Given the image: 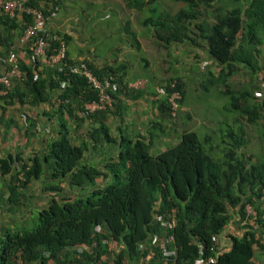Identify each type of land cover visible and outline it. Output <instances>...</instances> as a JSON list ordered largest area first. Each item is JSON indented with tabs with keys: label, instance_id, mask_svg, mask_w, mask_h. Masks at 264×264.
Returning a JSON list of instances; mask_svg holds the SVG:
<instances>
[{
	"label": "trees",
	"instance_id": "1",
	"mask_svg": "<svg viewBox=\"0 0 264 264\" xmlns=\"http://www.w3.org/2000/svg\"><path fill=\"white\" fill-rule=\"evenodd\" d=\"M41 1L26 3L44 14L53 3L58 7L61 4V0ZM155 1L123 3L127 10L146 13L145 24L154 28L151 33L163 42V49L172 43L190 47L204 43L207 54L219 66L216 72L204 71L203 86L205 91L207 86L214 87L227 99L221 108L233 115L232 125L220 130L215 145L208 142L206 146L209 138L205 134L199 139L194 131L182 130L175 144L150 154L159 120L152 122L141 138L130 139L119 132L117 138L104 123L105 115L112 112L115 94L111 93V106L81 116L83 103L96 99L97 92L73 70L77 58L68 57L65 51L63 67L46 72L29 59V43L24 44L29 61L19 60L18 65L25 71V78L12 80L9 90L0 94V102L17 104L16 110L33 109L47 102L53 90L56 98L52 114L57 128L43 149L27 157L20 152L0 156L7 204H23L29 185H38L36 201L27 212L34 219L33 225L15 226L22 219L18 218L2 228L0 264H109L107 255L113 256V264H196L199 259L204 264H252V258L264 255V243L256 228L264 226V97L258 101L255 96L258 85L264 86V0H170L183 4L172 14L152 5ZM156 11L154 18L150 13ZM17 18L0 13V56L31 22L30 15L24 13ZM128 33L133 37L132 31ZM52 34L55 38L48 41L49 47L62 42L66 48L68 35ZM193 58L198 59L197 55ZM83 60L98 78L112 74L116 92L124 89L125 81L117 74L119 68ZM2 65L0 62V72ZM242 71L246 84L231 82ZM140 81L138 88L144 85ZM159 83L166 94L179 93L180 108L186 83L183 76L174 75ZM152 94L157 95L154 91ZM157 101L160 120L166 115L167 122L174 120L166 98ZM237 117L253 126L261 154L248 150L252 141ZM33 121L20 115L25 136L34 135ZM67 121L75 122L76 127L90 122L86 138L75 140ZM114 144L118 147L115 157H95L102 161L101 167L87 162L91 156L85 159V151L95 153L99 147L110 145L109 149ZM172 208L175 223L166 230L156 219L167 218ZM224 233L228 234L229 246L220 248L219 236ZM166 234L172 235V242L165 246L173 249L170 256H165L160 246ZM111 241L115 242L113 247Z\"/></svg>",
	"mask_w": 264,
	"mask_h": 264
},
{
	"label": "rangeland",
	"instance_id": "2",
	"mask_svg": "<svg viewBox=\"0 0 264 264\" xmlns=\"http://www.w3.org/2000/svg\"><path fill=\"white\" fill-rule=\"evenodd\" d=\"M1 1L3 0H0V2ZM227 1L229 2V0H226V2ZM210 4H212V2ZM101 5H105V6H101ZM152 5H156L159 10L166 11L172 14L178 8L182 7L183 4L181 2H172L170 0H158V1H155ZM63 8L66 9L65 12L64 10H61ZM95 9L96 10L106 9V12L105 13L103 12L104 14L106 13L121 14L124 10L128 11L123 3V0H65V1L61 0V4L58 10V12L61 10L59 12V16H62V13H63V17L61 18L62 21H64V17L68 18V21H70V23L68 24L69 32L71 34H77V37H78V40H80L79 41L80 43L84 42L83 48L81 47V51L86 52L85 50H87L88 52L94 53V54H95V48H97V52H100L103 49H106L107 47L111 46L112 43L115 44L116 42H120L126 38V34L120 31L113 32L111 36H108L107 33L105 34L101 33L99 29L95 31V24H97V26H101L102 24L108 25V23H110V20L113 21V19H106L105 21L101 23L99 19L97 18L99 14L95 15ZM157 13L158 12L156 11V12H153V14L152 12L150 14L151 16L156 18L155 16ZM208 14L210 15L209 9H208ZM58 25L59 23H56V26L58 28L57 30H59L57 32L61 33L62 32L61 27H58ZM75 27H77L78 30H75L74 29ZM152 28L153 27L149 25V29H152ZM109 32L111 33L112 31H109ZM150 35H152V38L147 37L145 40L146 44H145L144 49L146 50V52L141 53L140 51L139 52L136 51L134 48H132V51H131L133 53L131 56V59L133 61L139 62V57L142 58L143 56H145L143 58L145 59V61H147L148 66L139 71H141L142 73H145L146 79L152 78V75H155V74H156L155 76L162 75L163 78H168V79H170L171 77L174 78V75H180V76H183L186 82L183 101L180 105V107L183 106V108L182 109L179 108V110L175 112L174 120L170 121V124H169L170 126H173L172 130L176 132V137L173 139L174 142L171 144H166V143H169V141L165 142L161 150L175 144L178 141L182 130L194 131L199 139H201L204 134L207 135L209 140L206 142V146L208 145L207 144L208 142L212 143V145L217 144L219 142V138L221 135L220 130L222 129L221 131H223L226 128V124L232 125L233 115L224 111L221 108L222 104L227 101V99H225L223 95H218L216 91L213 90L214 87L208 89V86H207L208 91H205V86H203L205 84L204 81L202 80L205 77L204 73L207 70L208 71L213 70V72H216V68L211 69L208 66V64H206L204 61L200 59H195V60L194 58L192 59L191 53L199 52V50H196V49L192 50L191 48L192 46L190 47L188 46V44L180 43L177 45V47H174V48L170 47L168 49H163L161 47V45H163V42L159 40V38L156 37L154 34L151 33ZM71 38L72 37H70V40H72ZM69 51L73 53L72 50H69ZM89 58L90 59L88 58L87 59L90 61L93 60L92 62L95 63V59H92L91 57ZM175 58H178L179 62L173 63ZM197 58H199V54L197 55ZM163 61H165V63ZM166 66H167V69L163 71L161 68H165ZM2 68L4 69L3 65H2ZM200 70H202L201 75H199ZM243 73L244 71L238 74L240 75L239 77H237L238 75L234 77L235 81L238 79L241 80V81H237V83L238 82L241 83L243 81L242 77L245 81L246 73L244 74ZM261 76L262 74L257 77V81L260 79ZM200 81L202 82L199 85ZM260 82L261 80L259 81V83ZM245 84H246V81H245ZM258 88L259 89L264 88V86L262 87L259 84ZM262 92H263L262 95L261 94L255 95L258 101L264 97V91ZM53 102L55 103V101ZM12 107L13 105H5L4 103L0 102L1 115H4L5 113H7V111H9L10 109L12 110L16 109V107L14 109ZM23 110L33 111L32 108H29V109L27 108ZM26 111H24L23 114L33 119L34 115H29ZM29 113L31 114V112ZM36 116L38 117V114ZM54 116H55L54 114H51L50 115L51 118L48 119V123L50 124V126L51 124L54 126L53 131L49 132V134L52 133L53 135H54V131L57 128V125H56L57 123L55 121L56 119H54ZM239 118L240 117H237L236 120L239 121V123H241L242 126L246 129L247 134L249 135V138L252 141V144L248 146V150L251 152H256V154H261V152L259 151V146H257V143H256L257 142L256 134L252 130L253 126H248L246 123H244L243 118H240V119ZM67 123H69V128L71 129L74 137L76 138L75 140L80 141L86 138V135H87L86 131L91 126L90 122L84 121L80 123L78 127H76L75 122L67 121ZM109 125L112 126V123L109 122ZM15 128H17V131H16L17 135L20 134V129L22 130V133L20 135L23 138V140L21 139L20 141L21 142L19 144L20 149L23 146L30 144V142L28 141L35 135L36 131L34 130L35 131L34 135L25 136V130L22 129V127L20 128V126H17ZM119 128L122 132L126 133V136L130 138H134L138 130L136 129V124L132 121L131 123H128L126 126L119 125ZM9 129L5 131L2 130V131L6 133L8 132ZM164 134L167 135L168 132H164ZM144 135L146 134L144 133ZM116 136L117 138H119L118 130H116ZM153 137L155 138H153L151 141L152 146L149 149L150 154L157 153L155 149H157V147L161 145L160 143L161 139L156 135H154ZM169 139L171 141V138ZM84 153H85L86 160L91 156L92 160L89 158V161L87 162L92 165H95V153H91L90 150H87ZM27 156H24V157H27ZM0 187L3 188L4 186L1 185ZM5 191H6V188H5ZM26 191H27L26 193L28 194L26 201L23 202V204L21 205H11V206H14V207L25 206L26 207L25 203H27V206L34 205L32 202L36 201V198H37L36 196L38 194L37 183L32 182L29 185V187L26 189ZM6 196H7V192L4 193L3 189L2 190L0 189V222L2 223H10V221L16 222L18 218H22L18 220V222H16L14 225L20 226L19 224H24L26 228L31 227L34 223V219L32 218V215L24 214V216L18 217L15 214H8L6 212L4 208L6 205V202H5ZM232 228L236 229V226H232ZM222 241H225V240L223 239ZM254 248H256V246H254ZM112 257L113 256L107 255V262L109 264H113ZM48 263L52 264V262L50 261H48ZM15 264L17 263L15 262Z\"/></svg>",
	"mask_w": 264,
	"mask_h": 264
},
{
	"label": "crops",
	"instance_id": "3",
	"mask_svg": "<svg viewBox=\"0 0 264 264\" xmlns=\"http://www.w3.org/2000/svg\"><path fill=\"white\" fill-rule=\"evenodd\" d=\"M101 6H105V5H101ZM61 10H64V12L66 11L65 8ZM59 12L57 13L55 17L50 18L47 21V28L51 34L52 33L56 34V32L59 31L57 30L58 28L56 26V23H59L60 26L58 25V27H61L62 32L68 35L69 39L66 44V53L68 57L77 58V59L78 58L79 59H83V58L90 59L89 57H91L92 59H95V64L98 66L110 65L112 67H116L117 69L119 68V70L117 71V74L121 75V79L125 81V87H124L125 90L122 88L115 93L113 106L110 110L112 112H109L105 115L104 123L108 126V129L110 130V132L115 134L116 129H117L120 136H125L127 138H130L126 136V133L118 129L119 127H116V125L119 124V125L126 126L128 123H131L132 121L136 124V129H138L140 132L137 130V134L134 136V138H130V139H135L137 137L141 138V135H143V132L146 129L148 130L150 129L151 125L153 124L152 122H156L159 120L160 124H159V127L157 126L156 129H157V135L161 139L160 141L161 145H159L157 149L155 150L156 151L161 150L165 142L169 141V143H166V144L173 143L174 142L173 139L176 137V132L172 130L173 126L169 125L170 122H167V115H166V118L163 120H160L161 118L158 116L159 101H157V99H160L162 97L152 94L153 91L155 92V88L159 86L160 81L169 80V79L163 78L162 75L155 76L156 74L152 75V78L146 79L145 73H142L141 71H139L148 66L147 61H145V59L143 58L145 56H143L142 58L139 57V62L133 61L131 59V56L133 54L131 52L132 48H134L138 52L140 51L141 53H144L146 52V50L144 49L145 44H146L145 43L146 38L147 37L152 38V35H150L152 29H149L148 25H146L144 21V19L147 16L146 13L144 11L141 13H136L132 9H129L128 11L124 10L121 14H118V13L104 14L106 12V9L104 10L95 9V15L99 14L97 18L99 19L101 23L105 21L106 19H113V21L110 20V23H108V25L102 24L101 26H97V24H95V31L99 29L101 33L103 34L107 33L108 36H111L112 33L116 31H120L123 33L125 32L126 38L120 42H116L115 44L112 43L111 46L107 47L106 49H103L100 52H97V48H95V54H94V53L88 52L87 50H85L86 52L81 51V47L83 48L84 42L80 43L79 42L80 40H78L77 34H71L69 32L68 24L70 23V21H68V18L66 17H64V21H62L61 18L63 17V13H62V16H59ZM17 19H20V15H18ZM74 29L78 30L77 27H75ZM129 30L133 32L132 33L133 37H131L130 34L128 33ZM109 31H112V32L110 33ZM19 37L20 36H18L17 39L14 38L11 48L16 53L18 57V61L20 60L24 63H28L29 59L27 58V55L25 52L26 47L23 43L19 41ZM70 37H72L71 38L72 40H70ZM177 45L178 44L172 43L171 46L170 45L169 46L171 48H174V47H177ZM191 48L192 50H195V49L199 50V52H192L191 56L192 55L195 56L199 54L198 59L208 64V66L211 69L218 68L219 65L217 64V62L207 54L204 43L200 44L199 46H196V44H194L192 45ZM69 50H72L73 53H71ZM163 62L165 63V61ZM175 62H179V61H176V58H175L173 63ZM161 69L165 71L167 69V66ZM39 70H43L46 72H52V70L54 71V68L50 66L49 64H43L39 68ZM239 76L240 75H238L237 77ZM135 80L144 81V85H141L139 88H136L134 90L132 88H128L127 85ZM242 80L244 81L243 77H242ZM237 81H241V80L239 79L236 81L235 79L231 80V82H234V83H237ZM243 81L241 83H243ZM130 90H133V92L131 94H128ZM55 98H56V93L53 90H51L49 91V100L33 108V111L16 110L14 108L16 107L17 109H19V107L17 104H14L12 108L16 112L12 109L7 111V113H5L4 115H1V112H0V156H4L7 153L14 154L16 152H20L23 156H27L45 147L48 140L53 136V134L52 133L49 134V132L53 131L54 126L52 124L50 126V124L48 123V119L51 118L50 115L53 113L52 106L54 104L53 101H55ZM180 108L182 109L183 106H181ZM24 111H26L29 115H34L33 119L35 121L33 122L35 123V126L31 127V130H33V132L35 131L36 132H35V135L28 141L30 142V144H27L20 149L19 144L21 143L20 142L21 139L23 140V138L20 135L22 133V130L20 129V134L17 135V132H16L17 128L15 127L17 126L21 127L20 115L23 113H20V112H24ZM29 112H31V114ZM37 114H38V117L36 116ZM109 122L112 123V126L109 125ZM95 125H97V122H95ZM7 129H9L8 132L4 133L3 131ZM164 132H168V134L165 135ZM169 138H171V141ZM108 146L110 145H105L103 147L97 148L95 151V157L97 159L115 157L118 151L117 145L114 144L111 148H109L110 150L107 149ZM97 159H95V165L98 167H101L102 161H97ZM6 184H7L6 179L1 177L0 186L3 185L4 187L3 188L0 187V189L1 190L3 189L4 193L6 192L5 191ZM5 202H6V199H5ZM25 205L26 207L25 206L14 207V206L7 204L6 202V205L4 208L8 214H15L16 212L19 213L21 211L27 213L30 206L29 205L27 206V203H25ZM7 224L8 223L0 222V234L2 233V228H4L5 225ZM256 228H257V232H258L257 236L259 240L262 243H264V226H260ZM235 232H238L237 229H235ZM225 234L226 233L221 234L219 236V247L220 248H226L229 246V239L228 237H225L227 236ZM223 239L225 241H222ZM254 250L256 253L257 249L254 248ZM200 264H204V261L202 260ZM252 264H264V255L261 254L259 256L252 258Z\"/></svg>",
	"mask_w": 264,
	"mask_h": 264
},
{
	"label": "built area",
	"instance_id": "4",
	"mask_svg": "<svg viewBox=\"0 0 264 264\" xmlns=\"http://www.w3.org/2000/svg\"><path fill=\"white\" fill-rule=\"evenodd\" d=\"M42 0L41 2H44ZM52 2L58 0H51ZM27 0H3L0 2V12L6 14L10 18L17 17L23 13L30 15L31 22L27 24L21 31L19 41L23 44L29 43V50L31 51V57L29 59L38 62L37 68L39 69L43 64H49L55 70H60L64 62L65 57V45L62 42L58 43V46L49 47L48 41L54 39L55 36L48 31L47 21L57 15L59 7L57 4H52L49 13L44 14L40 9L27 5ZM1 51V46H0ZM35 59V60H34ZM0 62L4 64V69L0 72V94L6 93L11 87L12 80L22 81L25 78V71L21 70L18 65V57L14 50L10 47L4 54L0 56ZM77 63L73 67V70L80 74L86 81L88 88H91L97 92V98L83 103L82 109L79 111L81 116H86L96 110H103L112 104L111 93H115L117 90V82L114 81L113 75H104L98 78L89 67L85 64L83 59H77ZM173 83V82H172ZM141 84V81L137 80L127 85L129 88H137ZM173 85V84H171ZM155 92L158 96L165 97L168 105L169 115L175 117L179 105L178 100L180 98L177 91H172L166 94L163 87H156ZM255 95H260V92H256ZM166 229L173 228L175 223L174 209L172 208L167 218L158 217L156 219ZM98 230V227H95ZM172 242V235L166 234L160 242L161 249L165 256L173 255V249H167L166 244ZM114 241L109 242V245L113 247ZM152 255V252H150ZM202 259L197 260L196 264H200Z\"/></svg>",
	"mask_w": 264,
	"mask_h": 264
},
{
	"label": "clouds",
	"instance_id": "5",
	"mask_svg": "<svg viewBox=\"0 0 264 264\" xmlns=\"http://www.w3.org/2000/svg\"><path fill=\"white\" fill-rule=\"evenodd\" d=\"M20 35H21V34H20ZM135 81H137V80H135ZM139 81H140V80H139ZM133 82H134V81H133ZM157 87H158V86H157ZM128 88H129V87H128ZM137 88H138V87H137ZM132 89H136V88H132ZM260 91H261V90H260ZM260 91H259V92H260ZM257 92H258V91H257ZM115 93H116V92H115ZM115 93H114V94H115ZM260 94L262 95V92H260ZM178 110H179V108H178ZM178 110H177V111H178Z\"/></svg>",
	"mask_w": 264,
	"mask_h": 264
}]
</instances>
